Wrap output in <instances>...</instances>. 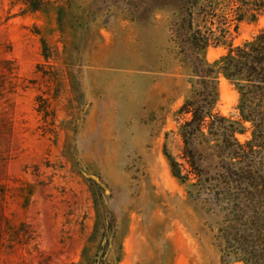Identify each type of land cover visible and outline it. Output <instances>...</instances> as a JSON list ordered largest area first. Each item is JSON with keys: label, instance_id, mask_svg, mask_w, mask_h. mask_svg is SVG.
I'll use <instances>...</instances> for the list:
<instances>
[{"label": "rangeland", "instance_id": "rangeland-1", "mask_svg": "<svg viewBox=\"0 0 264 264\" xmlns=\"http://www.w3.org/2000/svg\"><path fill=\"white\" fill-rule=\"evenodd\" d=\"M42 3L0 0V264H91L104 237L106 264H243L224 202L166 155L192 89L182 0ZM261 29L264 12L231 42ZM237 99L219 76L214 110L237 118Z\"/></svg>", "mask_w": 264, "mask_h": 264}, {"label": "trees", "instance_id": "trees-1", "mask_svg": "<svg viewBox=\"0 0 264 264\" xmlns=\"http://www.w3.org/2000/svg\"><path fill=\"white\" fill-rule=\"evenodd\" d=\"M32 10L42 0H20ZM185 23L182 61L190 67L192 89L180 106V151L167 155L174 177L196 194L214 190L224 202L227 254L243 264H264V29L233 45L238 22L264 12V0H182ZM227 44L208 61V46ZM219 76L237 91V118L214 110ZM249 123L250 138L238 133ZM106 238L91 264H106Z\"/></svg>", "mask_w": 264, "mask_h": 264}]
</instances>
